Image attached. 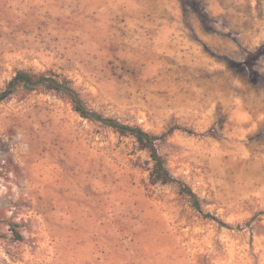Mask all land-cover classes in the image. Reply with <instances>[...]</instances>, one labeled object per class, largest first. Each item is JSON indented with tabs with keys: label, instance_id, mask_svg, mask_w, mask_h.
Masks as SVG:
<instances>
[{
	"label": "rangeland",
	"instance_id": "374dc122",
	"mask_svg": "<svg viewBox=\"0 0 264 264\" xmlns=\"http://www.w3.org/2000/svg\"><path fill=\"white\" fill-rule=\"evenodd\" d=\"M262 47L264 0H0V87L63 73L88 108L158 135L227 223L153 183L134 137L20 87L0 100V264H264Z\"/></svg>",
	"mask_w": 264,
	"mask_h": 264
},
{
	"label": "trees",
	"instance_id": "16d2710c",
	"mask_svg": "<svg viewBox=\"0 0 264 264\" xmlns=\"http://www.w3.org/2000/svg\"><path fill=\"white\" fill-rule=\"evenodd\" d=\"M202 17L206 19L211 18V16L206 13H203ZM260 51H264V47L260 48L259 52ZM256 75L257 73L252 71L251 76L255 78ZM20 87L28 91L44 87L46 89L62 92L71 99L74 109L81 116L109 126L122 135L134 137L139 145V148L147 150L153 161V167L150 171L151 181L153 183H178L180 192L190 198L192 206L200 212H204L200 199L192 187L183 180L176 178L170 172L165 159L159 153L156 145L157 140L160 138L158 135L146 130L140 125L125 123L115 117L105 116L100 112L88 108L80 93L72 85V81L63 73L53 69H48L46 71H34L30 69L17 70L12 78L6 82L4 87H0V100H3L13 94ZM203 214L205 217L217 220L222 225L227 224L216 215L209 212H205Z\"/></svg>",
	"mask_w": 264,
	"mask_h": 264
}]
</instances>
